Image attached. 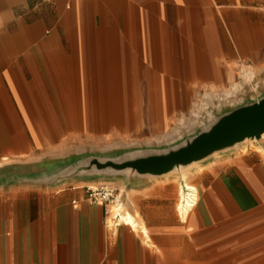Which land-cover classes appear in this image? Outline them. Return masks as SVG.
<instances>
[{"label":"crops","instance_id":"obj_1","mask_svg":"<svg viewBox=\"0 0 264 264\" xmlns=\"http://www.w3.org/2000/svg\"><path fill=\"white\" fill-rule=\"evenodd\" d=\"M246 76L264 89V0H0V172L91 140L151 137L177 105ZM111 100L121 121L99 125ZM225 165L231 239L245 224L248 249L264 255V147ZM171 179L113 183L148 237L108 225L107 208L85 197L96 182L0 187V264H206V226L177 218Z\"/></svg>","mask_w":264,"mask_h":264},{"label":"water","instance_id":"obj_2","mask_svg":"<svg viewBox=\"0 0 264 264\" xmlns=\"http://www.w3.org/2000/svg\"><path fill=\"white\" fill-rule=\"evenodd\" d=\"M239 85L249 91L240 93L235 102L213 105L192 130L175 138L155 144L81 151L32 166L14 167L0 172V187L58 186L68 181L123 178L128 189L138 181L170 176L181 179L196 166L243 146L264 147V89L255 92L244 83Z\"/></svg>","mask_w":264,"mask_h":264},{"label":"rangeland","instance_id":"obj_3","mask_svg":"<svg viewBox=\"0 0 264 264\" xmlns=\"http://www.w3.org/2000/svg\"><path fill=\"white\" fill-rule=\"evenodd\" d=\"M247 77L248 76H246V78ZM245 80L247 79L243 78L242 80L241 78V82H235L231 87L220 91H202L194 100L191 110L184 112L185 120L181 121L183 111L178 112L176 113V118H174L168 126H159L151 133V137H148V134L145 132L140 134L139 137L137 136L138 138L132 136L126 140L123 139V142L116 141L113 138L111 139V142L107 144L100 142L99 140H91L80 145L77 150L79 152L102 151L118 147L155 144L165 141L166 139L175 138L182 132L192 130L199 118L204 115L207 110L211 109L213 105L221 104L224 106L227 103L235 102L239 98L240 93L248 92L249 90L247 88L240 87L239 85V83H243L242 81ZM235 87L238 88L234 94L229 96L225 95L226 92H231ZM137 107V105L129 106L132 111L128 113H132L133 115V111H136ZM94 133L96 136H99L102 132L95 131ZM247 147L250 146H243L235 151L220 155L209 162L196 166L188 172L189 184L194 185L199 190L198 205L190 216L191 224L195 226L194 230L196 231L199 230L200 226H206L208 235V240L206 242V264H264V255L262 252L260 254H253V251L248 249V238L245 232V224L239 227L238 239H236V237L235 239H231L232 236L230 230L236 217L234 216L235 211L232 210L231 201L229 200L231 193L230 170L225 164L238 155V153L246 152ZM205 177H209V179H206ZM170 178L178 184L179 179L177 177L170 176ZM215 179L217 181L222 179V185H216ZM98 182H107L113 185L115 180L97 181L93 186H97L99 184ZM225 197L228 199L226 200ZM176 198V201L178 202V193L176 194ZM220 198L224 199L220 200ZM176 216L181 221L177 212ZM240 224L241 223L239 222V225ZM196 235L197 234L192 233V237ZM216 235L217 237H215ZM209 237L215 238L209 240Z\"/></svg>","mask_w":264,"mask_h":264},{"label":"bare ground","instance_id":"obj_4","mask_svg":"<svg viewBox=\"0 0 264 264\" xmlns=\"http://www.w3.org/2000/svg\"><path fill=\"white\" fill-rule=\"evenodd\" d=\"M237 88L238 87H235L231 92H226L225 95L229 96V95L234 94ZM108 92L111 97L117 96V93H116L117 91L115 89H110L108 90ZM120 106L121 105H119V103H117L115 100H111L109 104H106L104 106L105 109H107V111L110 113L109 120L107 119L106 121H102L99 119V121L97 120V123H99V125L109 124V125H112V127L114 124H118L119 123L118 121H121V120L118 119L119 117H117V115L115 114H119L118 112H120L119 111ZM102 107L103 105L99 104L96 111L98 113H102L103 112ZM177 108H180L183 111L181 121L185 120L184 112L190 111L191 107L187 106L186 104H181V105L179 104L177 105ZM178 186H179V190H178V202L176 205V211L179 217L181 218V220L183 222H186L189 215L193 212L195 207L198 205L199 190L194 185L189 184L188 173H184L182 175L181 179H179ZM108 210H109L108 224L110 226L113 224V218L115 217L116 218L115 220L118 221L119 223L128 225L134 231L141 230L142 235L144 237H148V232H147L146 227L140 224L137 221L135 215L132 214L127 209H125L122 204L117 203L116 205H109Z\"/></svg>","mask_w":264,"mask_h":264},{"label":"built area","instance_id":"obj_5","mask_svg":"<svg viewBox=\"0 0 264 264\" xmlns=\"http://www.w3.org/2000/svg\"><path fill=\"white\" fill-rule=\"evenodd\" d=\"M85 197L92 203H101L107 209L106 213L109 215L108 206L116 205L117 203L122 204L120 191L115 188L112 184L103 182L99 183L97 186H86L85 187ZM113 218V224L110 227L118 226L119 222Z\"/></svg>","mask_w":264,"mask_h":264}]
</instances>
